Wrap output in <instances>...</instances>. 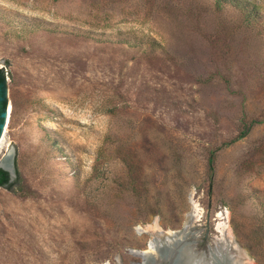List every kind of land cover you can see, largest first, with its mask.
I'll return each instance as SVG.
<instances>
[{"label":"rangeland","instance_id":"obj_1","mask_svg":"<svg viewBox=\"0 0 264 264\" xmlns=\"http://www.w3.org/2000/svg\"><path fill=\"white\" fill-rule=\"evenodd\" d=\"M242 1L255 21L215 0H0V164L21 176L0 264L141 263L147 229L189 214L199 249L223 224L264 264V0Z\"/></svg>","mask_w":264,"mask_h":264},{"label":"bare ground","instance_id":"obj_2","mask_svg":"<svg viewBox=\"0 0 264 264\" xmlns=\"http://www.w3.org/2000/svg\"><path fill=\"white\" fill-rule=\"evenodd\" d=\"M9 111V109H8ZM4 138L0 141V148L2 147ZM11 155L3 160V164L6 162L11 166ZM194 220V215L189 214L187 216V223L184 230H164L155 225L147 229V233L150 234L151 240L149 241L147 250L134 251L133 254L139 258H145L150 260V257H154L155 264H158L162 257L167 256L174 257L173 264H253L251 257L247 251L242 248L237 241L231 229L223 224H218L216 231L218 236L214 237L212 245L209 246V250H201L197 246V242L187 243L189 240L190 223ZM195 222V220H194ZM158 224V223H157ZM183 245L185 248L182 250V254L178 257L173 251H168V248L176 245ZM164 249V247H166ZM163 247L162 251L159 249ZM228 260V262H227ZM142 263V262H141ZM140 263V264H141ZM139 264V263H135Z\"/></svg>","mask_w":264,"mask_h":264},{"label":"trees","instance_id":"obj_3","mask_svg":"<svg viewBox=\"0 0 264 264\" xmlns=\"http://www.w3.org/2000/svg\"><path fill=\"white\" fill-rule=\"evenodd\" d=\"M215 5L217 10L224 9L225 7H232L239 11L249 22L255 21L257 17L256 14L258 10L255 8H250L247 2H243L242 0H215ZM6 74L3 69H0V114H3L7 110V99H6ZM3 119H1V123H3ZM249 130L243 131L240 133L238 139L244 138ZM210 170L214 172L215 168V156H212L209 159ZM21 184V176L20 173L16 170V177L12 178L10 173L2 168H0V189L4 188L7 190H13L15 187H19Z\"/></svg>","mask_w":264,"mask_h":264},{"label":"water","instance_id":"obj_4","mask_svg":"<svg viewBox=\"0 0 264 264\" xmlns=\"http://www.w3.org/2000/svg\"><path fill=\"white\" fill-rule=\"evenodd\" d=\"M7 115H8V108H7V110H6V112L5 113H3V114H0V137H1V134H2V130L4 129V124H5V119L7 118ZM1 119H3L4 121H3V123H1ZM0 168H2V169H4V170H6V171H8L9 173H10V175H11V177L12 178H15L16 177V170H15V168H14V165H13V163L11 162V166H10V164H8L7 162L5 163V164H3V163H1L0 164ZM186 227L184 226L183 227V229L182 230H184ZM192 228V227H191ZM190 228V229H191ZM187 243H190V241H186ZM195 244H196V242H195ZM184 245V244H183ZM183 245H176L175 247H173V246H171V247H169L168 248V251H173V253L175 252L176 253V256L175 257H178L180 254H182V250L185 248ZM210 246V245H209ZM208 246V247H209ZM167 248V246L166 247H164V249H166ZM161 251H162V249H163V247H160L159 248ZM207 250H208V248H207ZM151 259L150 260H146L145 258H142V263L141 264H155V262L157 261V260H155V258L152 256V257H150ZM173 260H174V257H171V255L169 256L168 254H167V256L165 255V257H162L161 259H160V261H159V263L158 264H173ZM227 262H228V260H227ZM109 264V263H108ZM140 264V263H139ZM218 264H227L226 262L225 263H218Z\"/></svg>","mask_w":264,"mask_h":264},{"label":"built area","instance_id":"obj_5","mask_svg":"<svg viewBox=\"0 0 264 264\" xmlns=\"http://www.w3.org/2000/svg\"><path fill=\"white\" fill-rule=\"evenodd\" d=\"M6 76H7V73H6Z\"/></svg>","mask_w":264,"mask_h":264},{"label":"flooded vegetation","instance_id":"obj_6","mask_svg":"<svg viewBox=\"0 0 264 264\" xmlns=\"http://www.w3.org/2000/svg\"><path fill=\"white\" fill-rule=\"evenodd\" d=\"M208 248V247H207Z\"/></svg>","mask_w":264,"mask_h":264}]
</instances>
